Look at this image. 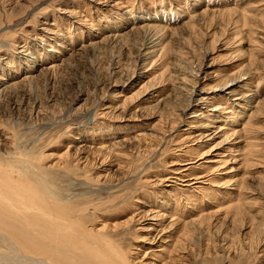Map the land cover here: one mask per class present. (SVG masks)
I'll return each instance as SVG.
<instances>
[{"label": "rangeland", "instance_id": "374dc122", "mask_svg": "<svg viewBox=\"0 0 264 264\" xmlns=\"http://www.w3.org/2000/svg\"><path fill=\"white\" fill-rule=\"evenodd\" d=\"M231 90L257 112L231 109ZM6 153L68 166L73 195L107 200L89 225L131 264H264V0H0ZM38 263L0 241V264Z\"/></svg>", "mask_w": 264, "mask_h": 264}, {"label": "bare ground", "instance_id": "6f19581e", "mask_svg": "<svg viewBox=\"0 0 264 264\" xmlns=\"http://www.w3.org/2000/svg\"><path fill=\"white\" fill-rule=\"evenodd\" d=\"M205 11L206 10H203L202 12L205 13ZM228 11L230 13L233 12L230 10ZM221 13L222 12H220V14ZM114 14L116 13L114 12ZM225 14H228V12L226 11ZM126 15H128V13L126 14L122 13V16H120L118 21L120 22L123 21L122 17H126ZM117 16L119 15H116V17ZM143 27L145 28V26H142L141 28ZM48 33L52 34L50 32ZM97 44H99V42ZM55 45L58 49H60L59 53L61 55V52H63V49H64L62 43H56ZM49 49L46 50V53L48 54L57 53L58 54V52L54 51L53 48L51 50ZM47 56H48L47 58L50 57V55H47ZM26 69H28V66ZM246 69H247V66H246ZM196 78H197V75H196ZM239 78H240V75L238 74L237 75L232 74V75L225 77L224 82L220 86L221 91L225 90L228 87V85L229 86L236 85L238 83ZM192 93L194 94V96L196 95V92L192 91ZM228 96L237 97L236 100L232 101L229 104L230 108L239 106L242 114H245L246 111L251 112L249 116L257 112L255 108L258 103L256 102V96L254 94L251 93L248 95L247 93L241 94V93H234L233 91V92H230ZM195 101H193V98H192V101L190 102V107L195 105L194 104ZM198 102H201V99H199ZM220 106L218 104L211 105L210 107L212 109L205 110L206 115L203 116L202 118L206 119V122L212 121L213 117H210L208 115V112L213 111V113H215L216 110L218 111V109H220L218 108ZM253 109L254 111H252ZM196 112L197 111H194L193 114ZM201 115L202 114H200V116ZM235 123L236 122H234L233 124ZM208 127L210 128L211 126H208ZM101 158H102L101 164H104L107 158H104V157H101ZM57 167L58 166H56L55 168L53 167L46 168L44 166L39 167L33 161H31L27 156L18 155L14 153H6L0 156V241L2 243L4 242L5 245L9 246V253H11L12 249L17 248L22 255L31 256V257L36 258L39 261L38 264H131L129 262L130 260L129 261L127 260L126 254H124V252L121 250L118 244V241L112 236L107 235V225L103 224L105 223L103 221H107V207H108L107 200L99 201L98 200L99 198H98L97 202H94V200H92L93 197L91 198V196H90L91 199L83 200V198H81V195L79 196H76L75 194L73 195V193L70 192L72 191L69 189L70 186H68V183H66L67 177H69L68 175H69V172H71V170L69 169L68 166H63L62 168L61 167L57 168ZM92 172L90 171L91 174ZM91 174H87V176L85 177V180H84L85 186H88L89 188H94V190L90 189L93 192L100 193L101 191H105L103 193H105L107 197V188H104V186H101V184L99 183L100 181L99 182L92 181ZM222 202H224V200ZM240 209H241V206H240ZM94 221L98 223H100L99 221L103 222L102 223L103 225H101V228L97 229L98 231L95 230L93 226L91 227L89 225V223L93 225L92 222ZM206 224L205 226L209 225V224L207 225ZM196 225H198V223ZM115 229H116L115 227L111 228L112 231ZM189 231L188 230L184 231V234L182 235L183 239L184 238L187 239V237L189 236V233L191 232ZM189 240L190 239H188V242ZM174 241L176 242L177 240H174ZM178 242L179 241H177V243ZM183 242H187V240L186 241L184 240ZM182 244L184 243H181V245ZM177 246L178 245H176V247ZM185 246H186V243H185ZM178 247H181V246L179 245ZM173 249H174V246H173ZM248 249L252 250V248H248ZM178 252L180 253V251ZM168 262L171 263L172 261L170 260Z\"/></svg>", "mask_w": 264, "mask_h": 264}]
</instances>
